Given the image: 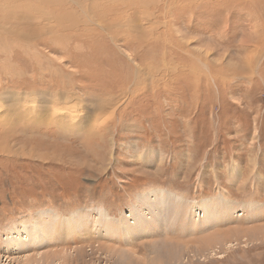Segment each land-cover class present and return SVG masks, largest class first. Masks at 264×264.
<instances>
[{"label":"rangeland","instance_id":"374dc122","mask_svg":"<svg viewBox=\"0 0 264 264\" xmlns=\"http://www.w3.org/2000/svg\"><path fill=\"white\" fill-rule=\"evenodd\" d=\"M41 3L0 0V264H264V0Z\"/></svg>","mask_w":264,"mask_h":264},{"label":"bare ground","instance_id":"6f19581e","mask_svg":"<svg viewBox=\"0 0 264 264\" xmlns=\"http://www.w3.org/2000/svg\"><path fill=\"white\" fill-rule=\"evenodd\" d=\"M17 1V0H16ZM61 0H42V3L41 4H38V5H40V7H42L43 5H50V6H53L52 5V3H54L55 5H57V4H59V5H61V4H63V3H61V2H63V0L60 2ZM101 2H103V1H101ZM43 4V5H42ZM66 4V3H65ZM64 5V4H63ZM69 5V4H68ZM28 11V10H27ZM24 15H27V14H24ZM24 15H22V16H24ZM21 16V15H20ZM22 18V17H21ZM21 18H20V20H21ZM26 18V17H25ZM30 18V17H29ZM59 18H61V17H59ZM30 19H32V18H30ZM29 19V20H30ZM63 19V18H62ZM128 19V18H127ZM17 20H19V19H17ZM51 20V19H50ZM118 20V19H117ZM31 21V20H30ZM47 21V20H46ZM64 21V20H63ZM119 21V20H118ZM28 22V21H27ZM49 22V21H48ZM50 22H52V21H50ZM54 22H56V21H54ZM61 22V21H60ZM124 22V21H123ZM127 22L129 23V20H127ZM122 23V22H121ZM121 23H119L118 25H121ZM132 23V22H131ZM23 24V23H22ZM32 24V23H31ZM35 24V23H34ZM38 24V23H37ZM41 24H43V23H41ZM59 24V23H58ZM123 24V23H122ZM110 26H111V24H110ZM109 26V27H110ZM125 26V25H124ZM74 27V26H73ZM106 27V26H105ZM117 27V26H116ZM128 27H129V25H128ZM131 27V26H130ZM26 28V27H25ZM24 28V29H25ZM121 28V27H120ZM123 28V27H122ZM139 28V27H138ZM142 28V27H141ZM14 29H15V27H14ZM23 29V30H24ZM16 30V29H15ZM22 30V31H23ZM36 30V29H35ZM118 30V29H117ZM127 30V29H126ZM133 30V29H132ZM20 31V30H19ZM21 31V32H22ZM37 31V30H36ZM42 31V30H41ZM40 31V32H41ZM44 31V30H43ZM115 31V30H114ZM124 31V30H123ZM7 32H10V29H8L7 30ZM136 32V31H135ZM143 32V31H142ZM38 33H39V31H38ZM42 33V32H41ZM140 33V32H139ZM11 34H13V33H11ZM23 34H24V32H23ZM44 34V33H43ZM141 34V33H140ZM5 35H9V34H6L5 33ZM16 35V34H15ZM22 35V34H21ZM142 35V34H141ZM11 36V35H10ZM13 36V35H12ZM17 36H19V35H17ZM23 36V35H22ZM152 36V35H151ZM7 37H9V36H7ZM25 37V36H24ZM23 37V38H24ZM143 37V36H142ZM13 38V37H12ZM137 38V37H136ZM141 38V37H140ZM144 38V37H143ZM5 39V38H4ZM151 39V38H150ZM153 39V38H152ZM16 40V39H15ZM120 40V39H119ZM141 41V40H140ZM152 41V40H151ZM139 42V41H138ZM154 42V41H153ZM11 44V43H10ZM150 44V43H149ZM8 46V45H7ZM12 46V45H11ZM13 47V46H12ZM2 48V47H1ZM0 48V49H1ZM5 49V48H4ZM138 58V57H137ZM144 58V57H143ZM150 62V61H149ZM194 70V69H193ZM152 71V70H151ZM156 81V80H155ZM71 97V96H70ZM67 99V98H66ZM73 100H71V101H68V103H66L67 101H65V100H63L62 102V104L60 105V106H53L52 105V107H51V111H50V114L52 115V118H57L58 117V115L60 116V117H58V120L59 121H61V119H63V118H67L68 120L67 121H69V122H71V123H77V119H76V117H78L79 118V116H77V115H75L74 113H70L71 111H73V112H75V113H80L81 111H82V109H83V106H82V104H81V102H80V99H76V101H73V103H70V102H72ZM14 107V106H13ZM62 108H64L65 110L64 111H62ZM99 108V107H98ZM85 109V108H84ZM1 110V109H0ZM11 110V109H10ZM67 110V111H66ZM96 110V109H95ZM83 115V114H82ZM95 115H96V112H95ZM93 118L94 119H92V121L93 122H95L94 120H96L95 119V117H94V115H93ZM97 119L99 120V117H97ZM57 120V119H56ZM64 120V119H63ZM102 120V119H101ZM74 121H76V122H74ZM98 122H100V120L98 121ZM90 132V131H89ZM160 194L162 195V192H160ZM155 195V202H154V204H156L154 207H152V204H149L147 201H144V202H141V197H139V199H138V201H137V203L138 204H144V205H142V207H145V208H151V209H156V208H158V207H160L161 206V201H160V197L158 196V195H156V194H154ZM200 204V203H199ZM196 207H199L198 205L196 206ZM178 208V207H177ZM200 209H201V212H202V214H203V217L205 216V215H209V213L207 214V213H205L204 212V210H203V208L202 207H199ZM96 209V208H95ZM140 210V208L139 207H137V206H135V207H133L132 208V210H131V215H133V218H134V220H137V217H138V214L136 213V211L135 210ZM180 209V208H179ZM98 211V210H97ZM238 212V211H237ZM200 214V213H199ZM237 215H240V214H242V213H236ZM126 215V214H125ZM152 215V214H151ZM150 215V216H151ZM95 218H97V219H99V223L103 220L104 222L106 221V218L104 217H102V215L101 214H99V215H97ZM152 218V217H151ZM175 218V217H174ZM41 224H44L45 223V220H44V218L41 216ZM154 223H155V220H154ZM98 225V224H97ZM127 226V225H126ZM112 227V226H111ZM109 228V227H108ZM119 229V227L117 226V225H114V229H112V232H115L116 230H118ZM16 241V240H15ZM64 261V260H63Z\"/></svg>","mask_w":264,"mask_h":264}]
</instances>
